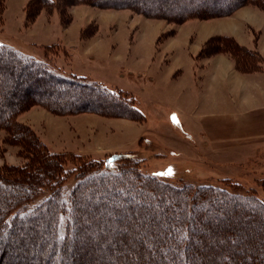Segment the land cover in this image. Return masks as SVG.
I'll return each instance as SVG.
<instances>
[{
	"label": "trees",
	"instance_id": "obj_1",
	"mask_svg": "<svg viewBox=\"0 0 264 264\" xmlns=\"http://www.w3.org/2000/svg\"><path fill=\"white\" fill-rule=\"evenodd\" d=\"M78 1L60 3L65 8ZM90 1L172 21L193 16L197 8L209 19L247 3L264 11V0ZM40 2L48 7L56 0L29 1L26 24ZM252 71L258 69L242 72ZM37 92V102L61 113L142 116L128 93L0 43V127L24 140L27 157L0 172V264H264V198L226 182L173 187L142 174L132 153L98 161L73 155L76 163L65 166L66 158L32 141L12 121ZM68 178L74 184L64 197Z\"/></svg>",
	"mask_w": 264,
	"mask_h": 264
},
{
	"label": "rangeland",
	"instance_id": "obj_2",
	"mask_svg": "<svg viewBox=\"0 0 264 264\" xmlns=\"http://www.w3.org/2000/svg\"><path fill=\"white\" fill-rule=\"evenodd\" d=\"M4 1L0 0V43L45 59L67 73L92 79L110 91H124L142 114L95 110L61 113L37 102V92L12 117L28 138L66 158L65 166L76 163L73 155H80L79 160L98 161L132 153L138 157L142 174L173 187L226 182L233 184L235 191L264 198L262 109H252L259 112L254 118L222 123L214 130L209 128L210 133L201 139H193L182 131L176 114L169 112L176 103L163 99L156 104L149 99L150 89L163 88L165 68L184 53L198 67L202 61L219 55L232 60L239 71L260 70L262 58L253 46L262 37L259 26L264 14L259 12L263 10L247 3L226 16L209 19L207 12L197 8L193 16L172 21L130 9L96 7L90 0L63 8L61 0H56L48 7L40 2L37 15L26 24L28 2L23 8L24 24L16 28L7 27L2 19ZM59 9L64 11L63 16ZM250 39L253 43L249 46L240 45ZM155 68L159 69L156 77L144 76ZM175 74L168 77L173 83L179 78ZM256 91L254 88L253 95ZM22 142L15 140L11 129L0 127V172L26 162ZM73 184L72 179L65 181L64 197ZM96 261L88 264H98Z\"/></svg>",
	"mask_w": 264,
	"mask_h": 264
},
{
	"label": "crops",
	"instance_id": "obj_3",
	"mask_svg": "<svg viewBox=\"0 0 264 264\" xmlns=\"http://www.w3.org/2000/svg\"><path fill=\"white\" fill-rule=\"evenodd\" d=\"M29 1H4L2 19L5 20L7 27L15 25L18 28L24 24L23 8ZM259 13L264 14V11ZM259 28L262 30V37L253 47L262 58L260 70L253 73L239 71L234 68L232 60L219 55L202 61V66L198 67L193 58L184 53L171 63V67L165 68L167 77L164 78L165 82L161 83L163 88L150 89L149 99L156 104L163 99L176 103L172 110L171 108L168 110L176 114L182 131L187 132L193 139L194 137L201 139L203 134L210 133L209 128H216L222 123L229 125L235 123L237 118H254L259 113L253 112L255 109H262L264 115V21ZM232 37L237 41L234 36ZM249 42L253 43L250 39L247 44H238L247 47ZM158 70L152 69L144 76L154 78ZM173 74L179 77L175 83L168 78ZM254 88L257 90L255 95ZM253 108L255 109L252 110ZM170 128L176 132L171 126Z\"/></svg>",
	"mask_w": 264,
	"mask_h": 264
}]
</instances>
